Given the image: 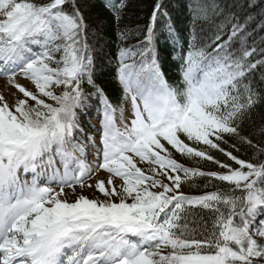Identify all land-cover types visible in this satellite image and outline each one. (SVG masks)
Wrapping results in <instances>:
<instances>
[{
  "label": "snow or ice",
  "instance_id": "6c2138e0",
  "mask_svg": "<svg viewBox=\"0 0 264 264\" xmlns=\"http://www.w3.org/2000/svg\"><path fill=\"white\" fill-rule=\"evenodd\" d=\"M104 6L118 22L126 4L104 0ZM190 10L200 14L194 19L207 18L199 4L190 5ZM157 14L167 16L159 3L153 26ZM86 28L76 0L42 5L0 0V77L24 97L9 108L0 95V264H258L264 260V243L258 242L264 241V163L241 161L219 147L225 136H239L242 120L258 103L245 78L264 61L249 62L255 50L248 51L243 40L238 52L230 50L243 27H233L224 43H219V35L214 37L211 52L192 50L190 44L182 58L179 87L169 85L160 71L151 47L152 27L142 42L145 48L138 67L125 63L126 58H134L132 50L120 49L118 80L131 104V118L123 131L115 126L116 108L92 79ZM33 47L41 50L34 52ZM17 74L31 81L35 94L15 82ZM84 82L103 103L96 170L107 173L108 179L95 185L104 200L80 195L69 203L62 199L64 188H84V180L92 175V168L74 155H83L73 137L79 130L77 110L82 112L87 105L88 96L81 89ZM54 88H61V93L57 95ZM200 146L221 152L238 169L212 160ZM169 148L187 158L212 160L227 174L188 169L172 158ZM53 154L64 169L63 175L54 169L49 181L59 191L40 187L39 174L30 183H21V169L36 173L46 156L52 167ZM137 161L149 165L151 175ZM203 176L225 182L232 190L200 197L178 194L182 184ZM194 207L214 214L203 241L188 238L191 230L185 213ZM164 249L170 250L167 255L161 254Z\"/></svg>",
  "mask_w": 264,
  "mask_h": 264
},
{
  "label": "trees",
  "instance_id": "16d2710c",
  "mask_svg": "<svg viewBox=\"0 0 264 264\" xmlns=\"http://www.w3.org/2000/svg\"><path fill=\"white\" fill-rule=\"evenodd\" d=\"M32 2L42 5L49 3L50 0H32ZM158 3L161 5V13H167V16L157 14L153 26L152 16ZM250 3H254L255 6L249 7ZM125 4L117 22L113 19V13L104 6V0H76V6L87 26L85 36L93 61L92 79L102 89L107 101L116 108V112L126 101L123 87L118 80L119 51L131 49L134 58H126L125 63L135 64L138 67L142 59L140 51L145 48L142 42L147 38L150 27L153 29L151 47L154 48L160 71L172 87L180 86L182 58L190 50V44L192 50L206 49L211 52L216 46L212 43L213 38L219 35L221 37L219 43H224L231 35V29L236 26H241L244 30L234 38L230 50L238 52L241 48L240 41L243 40L248 51L255 50L249 62L264 61V0H125ZM193 4H199L205 8L206 19H194V16L200 14L190 10V5ZM67 10L70 9L66 7ZM209 45L212 47H208ZM34 49L35 47L33 51L37 53L41 50ZM55 58L59 59V54ZM245 82L251 85L258 103L242 120L238 129L239 136H225L224 142H220L219 147L241 161L259 165L264 163V153L260 151L264 149V64L258 65L245 78ZM81 89L88 96V100L82 112L77 110L79 130L74 134L73 143L78 144L88 153L93 149L90 136H94V132L91 124L100 114H103V103L101 97L94 94L95 89L86 82L81 84ZM53 90L57 95L62 91L61 88ZM29 102L34 105L33 102ZM45 102L52 103L47 100ZM9 108L13 107L10 105ZM241 138L251 141V145L244 143ZM200 148L207 152L212 160L227 164L233 170L238 169L239 166L221 152L205 146ZM169 151L172 152V158L177 163L188 169L204 173L227 174L226 169L218 167L212 160L187 158L170 148ZM74 155L77 157L78 153L75 152ZM137 164L142 170L149 169L147 164H141L138 161ZM163 181L168 183L166 180ZM231 190V185L210 176H203L182 184L178 194L200 197ZM236 194L239 195V193ZM213 216L214 214L206 209L187 208L185 218L191 230L188 238L203 241L212 228ZM259 219L261 218H258L257 227ZM258 242L264 243V241ZM169 251L164 249L161 254L167 255ZM258 264H264V260L259 261Z\"/></svg>",
  "mask_w": 264,
  "mask_h": 264
},
{
  "label": "rangeland",
  "instance_id": "374dc122",
  "mask_svg": "<svg viewBox=\"0 0 264 264\" xmlns=\"http://www.w3.org/2000/svg\"><path fill=\"white\" fill-rule=\"evenodd\" d=\"M15 82L19 85L24 86L27 90L33 92V94L36 93L35 86L30 82V80L25 79L23 77H15ZM0 95L4 96L5 101L9 104V106L11 105V107H14V103L16 100L24 98L22 96V94H20L15 88H12V87L7 85V79H0ZM29 106L33 107L34 105L29 102ZM130 109H131L130 100H127L123 103L122 108L119 110V112H120L119 115L116 116V122L119 123V125H115V126L118 129H120L121 131L124 130L125 124H127L131 118ZM99 128L102 131L101 123L99 124ZM143 171H145L146 174L151 175V172L149 171L148 168H144ZM92 175H93V171H92ZM92 175L90 178L84 180V184H85L84 188H80L79 186H76L75 189L73 190V189L65 187L64 188L65 195H64V197H62V199H66L69 203H72V202H75V200L78 196L83 195V196L88 197L89 199L99 198L100 200H104L105 197H103L101 194H99L95 190V185H96L97 181H100V180L107 181L108 178H106L104 175H99L96 178H92ZM157 178L162 179V180H166L162 176H159ZM49 181L46 183V185H43V186L44 187H50L54 191L60 190L59 187L55 183H50ZM120 183L121 182L118 179L115 180V185L119 186ZM168 183H169V181H168ZM87 185H92V187L89 188V187H87ZM73 192H74V194H73Z\"/></svg>",
  "mask_w": 264,
  "mask_h": 264
}]
</instances>
